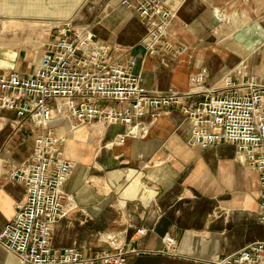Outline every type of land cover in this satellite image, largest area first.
Listing matches in <instances>:
<instances>
[{
	"label": "crops",
	"instance_id": "0c3cea01",
	"mask_svg": "<svg viewBox=\"0 0 264 264\" xmlns=\"http://www.w3.org/2000/svg\"><path fill=\"white\" fill-rule=\"evenodd\" d=\"M164 1L178 7L177 15L152 56L142 44L147 27L124 0H0V14L42 27L73 16L72 28H89L99 45L109 47V59L131 66L153 93L203 91L226 77L264 83V0ZM9 20L5 26L0 21V73L25 59L13 54L6 38L13 29ZM49 39L43 38L41 56ZM152 114L134 118L140 133L123 144V124L53 122L73 165L63 186L73 207L55 224L51 247L92 256L110 249L105 238L112 234L129 250L126 264H211L264 244L259 175L240 160L237 147L193 146L178 109ZM38 133L0 109V234L26 200L25 186L12 173L31 156ZM142 228L144 236L138 234ZM167 236L175 240L173 252H166ZM0 264L19 262L0 246Z\"/></svg>",
	"mask_w": 264,
	"mask_h": 264
},
{
	"label": "built area",
	"instance_id": "2783aa9c",
	"mask_svg": "<svg viewBox=\"0 0 264 264\" xmlns=\"http://www.w3.org/2000/svg\"><path fill=\"white\" fill-rule=\"evenodd\" d=\"M123 3L147 27L142 40L146 54L159 53L178 7L164 0ZM57 30L30 74L19 70L0 73V109L13 112L19 127L30 123L39 131L31 156L12 173L27 193L0 234V246L6 252L19 264H126L129 250L118 235H107L105 244L110 249L92 256L51 247L55 224L73 207L69 206L72 197L63 191L73 165L63 156L53 122L123 124L127 132L118 141L123 144L127 137L140 133L134 118L151 110L155 117L161 111L178 109L190 126L193 146L237 147L240 160L259 175L258 220L264 226V83L254 78L236 83L226 77L220 86L203 91L153 93L131 66L109 59V47L99 45L89 28L75 29L64 23ZM138 234L144 236L147 230L142 228ZM164 242L166 252H173L175 240L167 236ZM211 264H264V244H253Z\"/></svg>",
	"mask_w": 264,
	"mask_h": 264
},
{
	"label": "rangeland",
	"instance_id": "374dc122",
	"mask_svg": "<svg viewBox=\"0 0 264 264\" xmlns=\"http://www.w3.org/2000/svg\"><path fill=\"white\" fill-rule=\"evenodd\" d=\"M9 19V16L0 14L2 26H5L6 20ZM70 19L64 20L51 27L43 26L44 28L41 23L35 24L31 22L32 20L30 18L14 17L10 19L9 21L13 23V29L7 30V32L5 31L6 38L9 39L8 42L14 46L13 54H19L25 58L22 63H13V68L19 65V67H16L14 70L30 74L32 71L31 69L34 68L41 58V53L43 52V38L44 40H50V37L53 38V36L58 35L57 27H62L64 23H69ZM54 26H57L56 29H52Z\"/></svg>",
	"mask_w": 264,
	"mask_h": 264
}]
</instances>
